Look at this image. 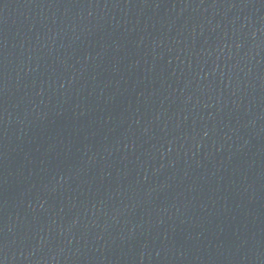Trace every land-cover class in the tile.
I'll return each mask as SVG.
<instances>
[{
    "label": "water",
    "instance_id": "95a60500",
    "mask_svg": "<svg viewBox=\"0 0 264 264\" xmlns=\"http://www.w3.org/2000/svg\"><path fill=\"white\" fill-rule=\"evenodd\" d=\"M0 264H264V0H0Z\"/></svg>",
    "mask_w": 264,
    "mask_h": 264
}]
</instances>
